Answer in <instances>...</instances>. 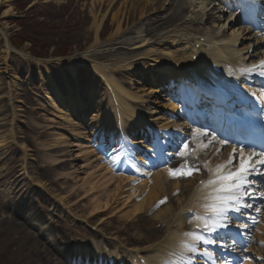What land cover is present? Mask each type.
<instances>
[{
    "label": "rangeland",
    "instance_id": "obj_1",
    "mask_svg": "<svg viewBox=\"0 0 264 264\" xmlns=\"http://www.w3.org/2000/svg\"><path fill=\"white\" fill-rule=\"evenodd\" d=\"M158 1L153 0V4ZM159 2L160 5L166 3L164 0ZM129 3H135V0H129ZM30 4H33V9L28 6ZM122 5L123 0H100L98 3L96 0H0V264H65L59 260L58 252L63 253L64 250L61 249L62 246L71 244L69 249L71 252L74 247L83 246L87 242H90V245H97L93 236H99L98 241H101L103 239L101 234L107 239L117 238L118 243L111 240L106 242L103 239L106 246L110 245L113 248L114 244L119 246L121 243L129 247H139L150 242L155 244L168 232L169 221L172 220L170 218L181 210L179 207L181 204L173 201V206L164 203L160 208L155 210L153 208V211L148 213L144 210V214L132 219L128 218L130 215L127 217L123 215L128 212L127 208L120 214L107 213L94 218L88 216L91 212L88 199L80 201L86 196L79 187L71 190L75 183L68 179L72 175L74 181L75 176L76 178L79 176L80 179L87 178L86 174L90 171L80 168L87 165L85 162L87 157L84 154L79 160L77 155L80 149L72 145L84 144V140L92 141L93 144L88 146L92 147L90 151H93L94 155L97 153L94 148L99 143L100 148L106 146V142H100L99 134L95 137L91 135L98 131L99 122L108 112L107 93L97 78L77 69L76 66L77 78H74L67 73L69 68L65 65L59 67L53 61L51 66L48 65L50 72L47 73L29 58L31 44L39 54L48 55L50 58L62 50L70 57L79 58L84 50V56L94 64L114 69L113 65L126 60V56L118 58L115 49L105 46L108 45V41L109 44L116 43L122 33L128 34L134 30L133 25L137 26L140 22L138 10L141 7L129 13ZM165 8L169 9L168 6ZM120 11L121 14H118ZM115 14L119 15L120 21L123 20L120 27L122 32L117 38L115 33L120 21L118 17H113ZM95 19L101 24L98 38L95 29L91 27ZM23 21H28L26 25L33 43L27 42L20 55L16 56L11 53L8 42L16 32L24 28ZM203 22L205 23L204 20ZM194 29L197 27L194 26ZM128 36L135 38L133 33ZM95 39L101 44V48L96 51L105 50L99 55L93 51ZM133 41L135 42V39ZM129 47L130 45H123L120 49L126 53L125 50ZM118 52L121 54L120 50ZM76 57L74 58L77 59ZM143 57L145 56L142 54ZM145 62L152 64L150 61ZM116 77L123 88L134 93L143 94L144 88H149L147 84L133 87L135 81L140 80L136 73H122ZM57 91L64 101L57 95ZM75 98L80 99L78 108L73 105ZM153 98L149 99L154 103L150 107L160 113V116L166 117L164 113L167 109L165 106L168 105L167 100L163 97ZM67 115H70L71 119L67 118ZM72 123L74 126H71ZM57 145L65 147L61 151L52 150ZM114 148L107 149L105 153L109 158L108 160L105 158L103 165L110 168L113 166L111 159L114 157L110 154ZM60 161H63V164L56 165ZM25 168L36 181L46 187L47 193L33 189L25 181L22 175ZM117 174L133 180L132 186L128 188L131 191L145 181L142 177L122 170H118ZM174 182L184 184L186 181L181 177L166 182L165 196L171 197L170 190ZM131 191L130 194L133 195L134 191ZM51 197L64 198L70 207V213L61 212ZM261 204L264 206V201ZM11 209H18L19 214L14 217ZM34 212L41 220L36 216L35 219H30L38 227L33 229L30 221V225L20 229L18 226L25 222V217L32 216ZM164 213L166 215L161 221L163 224L158 222V219ZM155 215H159L158 218ZM103 216L106 218L102 220ZM13 219H16L18 225L13 223ZM262 220L264 210L252 230L253 234H249L256 240L249 245L248 250L252 252L245 255L240 264H264V239L261 241L257 238ZM101 223L103 224L99 228ZM89 225L96 226L99 233H92ZM41 229L49 235L60 236V242L58 241L56 247H53V244L51 246L54 254L47 251L49 246L46 244L48 242L51 245L52 236L44 237L46 240L44 241L39 232Z\"/></svg>",
    "mask_w": 264,
    "mask_h": 264
},
{
    "label": "bare ground",
    "instance_id": "obj_2",
    "mask_svg": "<svg viewBox=\"0 0 264 264\" xmlns=\"http://www.w3.org/2000/svg\"><path fill=\"white\" fill-rule=\"evenodd\" d=\"M100 0H96L98 3ZM156 1V0H155ZM160 1V0H159ZM158 1V2H159ZM235 0H172V4L169 6V9L165 10L163 13H161L162 9H164L163 5H160L158 2L156 4H153V0H144V1H138L135 0V3L131 4L129 0H123V6L129 10V13L132 11H135L136 9H139L138 12L140 15L141 20L144 21L143 23L138 24L134 30L132 29L126 36H121V38L116 40V43H111L106 45L107 48H113L117 51L118 58H123L126 56V60L123 62L116 64L113 66L115 70H123V71H135L140 73H146V72H152L151 77L147 79V85L149 84V88L142 91L143 94L134 93L131 90H127L126 88H123L117 79L115 78V83H113L114 80V74L119 72H115L109 69H104L101 65L94 64L93 70L97 74H99L101 77H106L109 79L116 87V93L114 94L113 88H111L112 94L115 96L113 99L116 100L115 103L112 102L114 105H117L114 108L113 112V118L109 120L106 116L99 122L98 124V131H100V128L103 126V123L107 120H109L114 124L118 123L117 120V112L119 110L121 115L123 116L125 121H122V125H119V135L121 139V144H128L126 145V148L122 145V150L120 151H114L111 155L115 156V161L117 159L124 158V163L127 161H130L129 165L133 169H128L123 167L124 169L130 170V172L135 173L137 176L142 177V179H145L139 187H135L132 189H129V187L132 186L131 181H133L131 178H127L124 175H118L117 170H120L118 166H114V168H110L108 165H103L105 162V157H100L102 153L95 155L93 154V151H90L92 147L88 146V144H92L90 141L84 140L83 143H79L78 145H72L73 147H79V155H77V158L83 157L85 154L87 157V160L85 161L87 165H83L80 167L81 169L85 168L87 171L86 176L87 178H81L79 176L74 177L75 181L73 180V175L68 178L71 181H73L75 184L71 186V190L74 191V188L79 187L81 192L84 196L82 200L88 199L91 207V212L88 216H101V214H107L110 213V215H115L122 213L124 208L128 209L127 213H124L123 215L125 217L129 216L128 218H137L141 216L144 211L148 213L150 212V209L153 208L156 204V202L161 198L162 195L166 193V188L164 187V184L169 181V175H168V169L171 168V162L168 164L166 162H160L159 164H156L154 166H151V168H148V165L151 163H148V160L142 157V153H140V156H138L139 153H137V149L142 148V144H144L142 141L141 136L138 135L137 130H144L145 124L149 127V129L152 131L146 130V134L154 135V133L158 134V141L161 142H169L174 143L175 141L172 140V137H180L181 140H185L186 143L190 144V147L194 143H199L201 140H203L205 143H207V139L211 136H215L217 140H222L217 134L212 132L209 128L206 130H201L202 132L208 133V137H200L198 135H194V133L200 132L198 129L199 127L194 126V124L190 120L189 113L186 115L185 121L178 122L176 119H179L177 116L184 115V109H182L180 106H178L176 103L172 102V100H175V102H179L178 99H189V97H185L186 94H191L192 97L189 100L195 101V107H199L198 104V97L193 95L192 91L196 89V87H202L206 86V82L211 84H215L216 79L208 74V68L211 66V64H217L219 67H222L223 61L236 64L239 67H244L242 65L237 64V61H252L253 59L260 57L264 55V51H260V48H257V46L264 47V35L262 34H255L250 31V29L245 28L242 26L238 16L235 14H229V10H232ZM145 3V4H144ZM128 4V6H127ZM158 5V6H157ZM121 7V9H122ZM149 9V10H146ZM131 10V11H130ZM148 13H152V15L149 17L147 15ZM121 14V11L118 13ZM119 15L115 14L113 17H118ZM119 20V17H118ZM205 21V23L203 22ZM120 21V20H119ZM123 21V20H122ZM122 21L118 22L117 25V31L115 33V36H117L122 32ZM194 26L197 27V29H194ZM93 29H95L97 38L99 37V30L101 27V24L97 23V19L94 20L91 26ZM135 36L131 37L128 36L129 34H132ZM145 34H148L145 36ZM257 36H262L261 38H257ZM200 37H204L206 39L205 44H201L199 42ZM135 39V42L133 41ZM151 40H153L152 43H149ZM95 46L99 44L98 39H95ZM200 44V49H197L196 45ZM123 45H130V47L125 50L127 51L124 53V50H121ZM8 46L10 48L11 52L18 53L19 51L13 50L14 48L11 47V45L8 43ZM255 46L256 48L252 51V47ZM13 48V49H12ZM121 48V49H120ZM163 48V49H162ZM12 49V50H11ZM121 51V54H118V51ZM252 51V53H251ZM98 55L103 51H96ZM146 52V54H145ZM96 53V54H97ZM142 53V54H137ZM131 55V56H127ZM136 56V57H135ZM131 57V58H130ZM147 58V59H146ZM194 58H196V61H194ZM230 59L232 61H230ZM256 59L255 61H257ZM38 61V65L40 67H44L46 70H48V65L50 62H52L50 59L48 60H36ZM85 61V60H84ZM144 61H150L152 64L148 65V63ZM215 61V62H214ZM65 67L69 68L70 72H73L74 77L77 75L75 67L72 66L70 63L71 61H64ZM86 62H83L82 65H78L80 69L84 70L86 66L84 65ZM170 64V66H169ZM234 64V65H235ZM63 65V64H62ZM61 66V64H59ZM152 68L150 69V67ZM174 66L173 68H171ZM117 67V68H116ZM178 67V69H176ZM236 69H238L237 66H235ZM111 72V73H110ZM144 75H141L143 78ZM157 76H162L165 79H169L171 83L178 82L179 87H181L182 92L177 93L178 99L175 97H171V101L169 102L166 112H170L172 114V118L169 119L168 117H162L160 116V113L153 111V109L150 107L151 104L154 105V103H151L149 99H154L153 96L160 95L161 97H164L165 93H162L160 89V84H162L163 80L160 79ZM103 77V78H104ZM179 77V78H177ZM77 78V77H76ZM147 78V77H146ZM105 79V78H104ZM173 79V80H172ZM177 79V80H176ZM213 79V80H212ZM202 80V81H201ZM206 82H205V81ZM105 81L110 85V83L105 79ZM140 82H136V85H133V87L139 86L142 83L146 84L144 80H139ZM249 81L248 79H243L242 81H239L238 84L241 86L247 85L246 82ZM156 85H158L156 87ZM164 85V84H163ZM201 85V86H200ZM111 87V85H110ZM149 91V92H148ZM257 93H260L261 91H254ZM176 94V93H175ZM57 95L60 97L62 101H64V98L61 96L60 92L57 91ZM173 95V94H172ZM152 96V97H151ZM144 98L148 101H145ZM181 102V100H180ZM186 101H184L185 103ZM80 103V99L75 98L73 99V105L78 108V105ZM182 103V102H181ZM182 103V105H184ZM138 107L139 109L135 108ZM147 108V110H150L151 112H148L150 118L142 119L139 115L140 111L143 114H147L141 109ZM191 106V111L194 109ZM77 110V109H76ZM164 110V109H161ZM187 112L189 111V108L185 109ZM107 111V110H106ZM190 111V112H191ZM165 112V113H166ZM164 113V114H165ZM193 113V112H191ZM190 113V114H191ZM197 113V109H196ZM195 113V114H196ZM201 114V113H199ZM198 113L196 114V116ZM188 116V117H187ZM198 117V116H197ZM194 118L195 120L199 121L200 123L204 122V120L201 117ZM67 118L68 115H67ZM174 118V119H173ZM152 120V121H149ZM213 120V121H212ZM70 121V119H69ZM211 124L215 122V118L212 117L211 120H209ZM71 126H74L73 123ZM113 128V127H112ZM83 132V131H82ZM154 132V133H153ZM97 133L93 132L92 136H96ZM228 135V134H227ZM225 135L224 137L227 138L228 136ZM123 137V138H122ZM195 137V140L193 142L189 141L190 138ZM109 142L113 141L114 133L110 131V136L107 137ZM134 138V139H133ZM189 141V142H188ZM175 144V143H174ZM180 144V143H179ZM218 145V148L220 149L219 153L216 154L213 146H209L208 149H198L197 154H201L205 156V158H210L213 161H220L224 162L228 159L230 153L232 152V146L231 143L227 141V143L224 146H221L219 143H216ZM65 146L63 145H57L52 150H59L61 151ZM169 144H166V147L161 146V151L163 153L169 148ZM227 147V148H226ZM69 147H67L68 149ZM145 151H148L151 154L152 159H157L158 152L155 155L153 150L151 148H148L145 144L144 146ZM226 148V149H225ZM222 149H225L226 154L225 158L220 157L222 153ZM70 152V151H69ZM201 152V153H200ZM121 154V155H120ZM104 155V154H103ZM155 155V156H153ZM170 156H175V154L170 150L169 152ZM133 159H136V161H133ZM189 159V158H188ZM132 161V162H131ZM141 161V164L139 163ZM83 162V161H82ZM63 164V161L57 162L56 165ZM73 168V167H72ZM123 168L121 170H123ZM159 168V171L158 169ZM74 169V168H73ZM139 169V170H137ZM157 171V172H156ZM77 172V171H75ZM84 174V173H81ZM77 175V174H76ZM151 178L148 180L147 178ZM210 178V177H209ZM203 180V178H199L196 182V180H188L184 184H180L178 182H174V184L171 187V194L179 195L178 197H171V200L168 204L173 206V201L181 203V201L186 198H188L187 201L184 202L185 205H181V211L178 214H175L173 216V224L175 225V228L173 231H170L167 235L166 241L161 242L159 244L154 245L153 247H147L145 252L151 253L154 249V256H149V260L153 262V264H165L166 261H175L176 264H181L182 262L178 259L180 257L182 252V242L184 241L183 233L187 231H193V225L196 223L195 219H190L191 214L195 212V210L201 209V204L203 203V200L199 197L201 193H204L208 189H202L201 187L196 186V184ZM170 182V181H169ZM128 190V191H127ZM130 191L134 194H130ZM173 196V195H172ZM202 197V196H201ZM162 200V199H161ZM61 203V201H64V198L57 199V203ZM160 201V200H159ZM158 201V202H159ZM157 205V204H156ZM130 206V207H129ZM66 208V207H65ZM169 209V208H168ZM166 209V210H168ZM14 217H16L19 212L17 210H14ZM202 211V209H201ZM121 215V216H123ZM165 213L161 215V218L158 219V222H161ZM32 216H37L39 219L40 217L36 215V212ZM159 215H155L156 218H158ZM232 216V215H230ZM111 217V216H110ZM187 217V218H186ZM106 217L103 216L102 220ZM112 218V217H111ZM245 219L250 220V216H245ZM191 220V222H190ZM102 222V221H101ZM13 223H16V219H13ZM261 225L257 232L258 239L263 241L264 239V220L260 221ZM103 223H101L99 226H101ZM171 224V223H170ZM241 224V222L232 220L229 230L231 232H235L236 234H241L242 231H244L245 228H239L238 225ZM246 224V223H244ZM18 225V224H17ZM30 225V219L25 218V222L18 227L20 229H23V227H26ZM32 226V222H31ZM190 226V229H189ZM43 234L46 235V233L43 232ZM41 233V237L44 241L45 236ZM215 235H212L214 237ZM214 239V238H213ZM217 239V238H215ZM228 239V237H227ZM219 241L221 248H225L228 253L230 254H238L237 247L235 240L232 238H229V241L231 242V246L228 249L227 244H224L226 238L222 236L220 239H217ZM221 240V241H220ZM35 242V241H34ZM36 241L35 243H37ZM47 246L49 248L47 249L48 252L51 254H54L51 250L50 243L46 242ZM105 245V244H104ZM208 245H203V248L209 249L213 253V258L209 259L208 257H205L203 255H200V252L203 248H201L196 254L200 255L201 261L205 264H219L218 256H223V254H216V252L212 251V247ZM101 246L100 248H102ZM53 248V247H52ZM99 248V249H100ZM153 248V249H152ZM76 251H79L78 254L82 256V253H87L85 256L86 259H91V254L95 251L92 248H87L85 251H82V248H74ZM37 253V250H35ZM135 251V250H133ZM121 250H115L114 253L116 255H120ZM157 252V253H156ZM252 252V251H250ZM264 252V251H263ZM65 253V252H64ZM120 253V254H119ZM219 253V252H218ZM184 255H189V253L184 252ZM192 255V254H190ZM121 257V256H118ZM59 260L61 262H64L63 256H60ZM68 261V260H67ZM77 262V259L74 257L72 261H69V264H73L72 262ZM125 261V259H124ZM78 263L82 264V260H78ZM59 264V263H54ZM220 264H226L221 263Z\"/></svg>",
    "mask_w": 264,
    "mask_h": 264
},
{
    "label": "snow or ice",
    "instance_id": "obj_3",
    "mask_svg": "<svg viewBox=\"0 0 264 264\" xmlns=\"http://www.w3.org/2000/svg\"><path fill=\"white\" fill-rule=\"evenodd\" d=\"M264 78V60H261L258 65H252L250 68H244L241 75L251 77L252 74ZM261 88L264 89V81L261 83ZM253 97L259 99L261 110L264 111V91L260 93L252 92ZM200 137H208L206 132L194 133ZM157 138L158 134L154 133ZM219 143L224 146L227 140H217L215 136L207 139V143L201 140L198 144L200 149H208ZM252 148V151H246V148ZM196 148L190 147L189 143H183L182 147L175 153L176 156L182 158L184 162L176 168H169L168 175L170 178H187L193 175L194 172L199 173L200 167L193 166L188 163V157H194ZM220 151L215 150L216 154ZM203 169L209 172V179L201 181L202 189H208L201 197L202 211L193 213L196 223V229L202 232L217 233L220 229H228L233 219H240L245 216L246 209L253 207L248 200L261 199L264 200V191H259L258 188H264V147L260 151L255 150L253 145H233L232 152L228 159L223 163L216 164L215 167L209 168V162H204ZM167 202V197L160 200L158 205ZM260 212V208L255 209ZM230 213L237 214L230 216ZM187 218V217H186ZM191 222V220H190ZM255 223V220H253ZM239 228H247L248 225L241 223ZM201 231H187L183 233L184 241L182 242V252L179 260L184 264H192L193 255H184V252L196 254L203 245L215 244L216 241L205 237ZM200 255L213 258V253L203 248ZM165 264H176L175 261H166Z\"/></svg>",
    "mask_w": 264,
    "mask_h": 264
},
{
    "label": "trees",
    "instance_id": "obj_4",
    "mask_svg": "<svg viewBox=\"0 0 264 264\" xmlns=\"http://www.w3.org/2000/svg\"><path fill=\"white\" fill-rule=\"evenodd\" d=\"M22 26L24 27L23 30L19 33H17L14 37H13V44L17 47V48H22L24 47L25 43L29 40H31L32 36L30 35V31L29 29H27V26L25 23L22 22ZM31 52L35 54H39L36 50V48H31Z\"/></svg>",
    "mask_w": 264,
    "mask_h": 264
}]
</instances>
